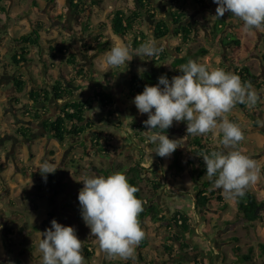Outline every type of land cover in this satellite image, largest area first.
I'll return each mask as SVG.
<instances>
[{"label":"crops","instance_id":"1","mask_svg":"<svg viewBox=\"0 0 264 264\" xmlns=\"http://www.w3.org/2000/svg\"><path fill=\"white\" fill-rule=\"evenodd\" d=\"M58 1L59 0H47L45 7L43 6L40 11L41 16L38 14V2L42 4L43 0H36V8H38V13L31 12V14H25L26 11L20 9L19 0H3L0 3L5 7L4 11L0 10V27H4V31H2V33L0 34V52L3 49L10 51L11 48L14 49L15 53L16 51L19 53L22 47L29 48L28 54L21 58V62L18 67L13 64L12 60L11 62H5L3 59V55L5 53H0V75L2 76L0 79L3 80H0V119L5 120L7 118L13 117L17 119L18 124L15 127L14 134H16L18 128H26L24 133L28 137L22 138L18 141L24 142L28 153H31L32 151L35 152L38 145L36 143L37 140L44 138L43 135L46 131L44 130V126L41 121L60 113L64 104L69 101L68 99H55L52 96L45 104L46 110L42 108L44 106L43 104L35 105V109L41 108L43 111H48L47 114L42 117L43 120H37L35 118L32 119L29 115L33 112L29 111H33L32 109L34 108L32 107V104L34 103L30 98L33 92L41 91L44 88L52 89V85L56 81H60L63 83V85L67 86L72 93V97L78 100H90L95 92L104 91L111 94L114 99L113 110H115L116 112L115 116L118 115L119 117H121V119L124 116V119L129 120V118H131L130 115L132 114L131 109L134 112L137 111L133 101L127 100L125 95V93L127 92L126 89H128L127 87L129 78L132 73L139 74L142 70L147 69L149 66V56L143 55L139 57L133 56V58L129 62H127L126 65H121L119 67H108L103 62L105 53L114 46L112 39L115 41L119 38V43L123 42L130 48V44L133 42V39L136 36V31L138 29H141L145 32L149 31L148 38L149 40L151 39L153 22H150L142 12V14L140 15V20L136 19L133 29H131L127 33L126 37L118 35L112 31L111 19L113 15L117 12L129 13L134 8H137L136 0H103L100 5L92 6H90L91 0H85L86 6L84 7V11L82 12L80 10L78 11V7L77 5H75L77 3V0H65L66 10L63 13H61V11L57 9L55 10L54 4ZM190 1L191 0H189V2ZM30 3L32 4V0ZM201 3H203V0H200L199 3H192L193 8L191 9L190 7L182 5L181 0H148L149 5L147 7L152 9V11L157 15L158 19L164 21L168 25H171L173 16L181 15L184 16V20L186 23L192 25V28L194 30L191 34V40L188 41L187 44L183 43V39L181 36L174 37L171 34V37L169 35L167 38H162L157 42L155 41L156 44L160 43L161 41L163 47L167 50L166 56L171 57V60L167 62V66L166 64L161 65L162 68H164L167 72H170L172 70V59L173 57H176L178 55L176 51L180 50V52L184 54L187 46L192 47L195 40H197L202 34L204 35V37H210V31L212 27L214 26L215 22L220 19L216 18L215 16L210 17L211 20L213 18V21L209 24L207 22L208 19L204 17L208 16L210 11L208 10L202 12L200 8H202L201 6L209 5L210 2H205V4L203 3V5H201ZM101 11L102 13H105L104 17H102ZM9 17L13 18L15 21L13 26L11 23V18ZM229 19L232 20L231 24H225V28L223 29L220 37L217 40V42H219V44H221V46L223 47L225 55V51L229 52V50H231L233 46H224L221 43L222 40L224 39V37L230 35L236 36L238 38L237 32L240 29L239 26L243 24L242 21L238 19L236 20L235 18L233 19V15ZM34 31H37V34L39 36V41L36 46H28L20 41L21 36H27L29 35V33ZM110 31L112 32L110 33L112 38L105 34L109 33ZM128 35L132 36L131 40L128 39ZM262 38L264 37H261L260 35L258 40L260 41ZM106 41H108V43ZM64 46H67V49L62 48ZM69 53H75L77 58V65L79 68H81L82 75H85L84 80H80L81 77H76L73 66L67 65L65 63V59L67 58ZM13 55L14 54H12V57ZM256 55L259 56L258 59L260 58V61L263 62V56H261V54L258 52L256 53ZM138 67L140 68L139 73H137ZM16 77L17 79H22V81L25 83L24 91L20 95L15 93L14 81ZM10 89L12 90L11 92ZM8 91L10 92V95L6 94ZM98 108V103L92 99V102L88 105V108L86 110V120L92 119L95 122V128L90 132V134H88L89 138L93 137L96 134L106 137L105 134L107 133L103 128L104 124L101 123L105 121V118L114 120V115L111 118L108 115V117L100 118L98 111L101 113V110L100 108ZM2 128L3 125H0V132ZM2 137L0 135V139ZM47 138L50 139L48 133ZM106 139L110 140L107 137ZM8 142L9 141L5 140L3 146L5 147ZM51 142L52 141L50 139V143ZM86 148V146L83 148L77 146L75 149L86 150ZM113 148L114 147L110 145L108 146L107 150L112 151ZM146 148L147 150L150 149L148 147ZM71 149L72 146H69L68 149L64 150L68 152L71 151ZM50 154V160H54V157L57 154L56 149L54 154L52 152H50ZM119 155H121V153H119ZM119 155L117 154V156ZM14 156L17 157L16 152ZM148 156L152 157L153 154L151 156ZM11 157L9 155V158ZM28 157L29 161H31L32 156L28 155ZM69 158V160L73 163V159L75 158L74 149L71 151ZM76 158H78L80 161L82 159V157L79 156ZM87 158H89V161H92V153L87 155ZM159 159L160 157L158 155L156 156V159H151L152 161L144 160L141 159V157L136 156L135 159H133L134 161L132 163H140L145 168H148L144 172L145 175H147V177L150 179H154L152 175V177L150 176L152 169L154 170L155 168L158 170L156 171L157 175L155 177V180L159 181V183L161 184V188L153 202L157 203L160 206L163 213L167 217H170V215L175 212L188 215L191 225L190 230L185 233L179 232L182 240L187 243L188 246L183 250H178L177 247L179 245L173 244L172 246L177 248L174 249L173 256H168L165 252L163 253V256H158L157 253L162 254V243L164 241V238L169 234V231L167 232V229L170 230L167 226L168 223H153L149 218H145L140 223V226L145 233L144 239L145 241H147V245L142 248L141 243L139 244V246L136 248L134 261L116 259L112 260L113 264H183V262H191L192 264H196L197 261L199 262V264H209V262H213V260L215 261L214 264H225L224 262L226 261L224 258V250L222 248L224 242H220V240L216 237H210L208 239L207 237L203 236V238H200L202 236L201 230L203 229V227L196 225V219L198 217V213H200L204 208L195 207L196 194L191 195L188 192L181 190L180 188H170V185L166 184V178L161 175L159 169L156 167L161 166V162L159 161ZM11 161H13L15 166H29L28 163L24 164V160L22 158L20 160L17 159ZM65 163L66 161L61 164H56L55 162L52 163L56 166L58 165L59 173L62 177L60 178V182L65 183L63 190L59 193L66 192L68 190L67 179L65 176L69 172V170L71 172L72 169L68 166H65ZM156 163H158V165H156ZM6 164L8 165V163ZM112 166L115 167L114 172L110 171V168H112ZM120 167H129V165H122L120 161H118L117 157L113 156L110 159L108 167H94L93 171L97 176L107 177L115 172H120ZM151 167L153 168L151 169ZM76 169V172H79L83 169V166L79 165L78 163ZM82 177L83 176L76 177V181L79 185L73 188L71 192L78 193L83 188V184L80 183ZM50 191V194L52 196L53 190H51V182ZM168 197H170L171 200L168 202L169 205H166V199ZM53 198L55 200L56 196H54ZM184 204L188 205V213L182 210ZM205 210L209 211L210 209L205 208ZM213 212L218 213V211L216 210H213ZM55 219L57 223H59L58 217H56ZM62 225L64 226L65 222ZM5 228L6 227H3V231L5 230ZM208 230H210V228L208 229L205 227V229H203V232H209ZM161 236L163 238H161ZM212 240L213 244L211 245V247L210 243L212 242ZM176 251L178 252L177 255H175ZM230 260L234 261L236 260V257L232 255L230 257ZM105 262H109L106 256ZM112 262H109L108 264H111Z\"/></svg>","mask_w":264,"mask_h":264},{"label":"rangeland","instance_id":"2","mask_svg":"<svg viewBox=\"0 0 264 264\" xmlns=\"http://www.w3.org/2000/svg\"><path fill=\"white\" fill-rule=\"evenodd\" d=\"M30 2L31 0H19L20 9L25 10V14H31V12L38 13L39 8L38 14L41 16L40 11L43 6L45 7L47 0H43L42 4L38 2V8L34 7ZM205 2H210V4L207 6H201L202 8L200 9L202 12L208 10L210 11L208 16L204 17L208 19L207 22L210 24L213 21V18L211 20L210 17L216 15L215 9L217 5L213 3V0H203L204 4ZM192 3H194V0H191L190 2L189 0H181L182 5L190 7L191 9L193 8ZM203 3H201V5H203ZM54 6L55 10L57 9L61 11V13L66 10L65 0H59L54 4ZM101 15L104 17L105 13H102L101 11ZM234 18L236 20L238 19L233 15V19ZM14 22V19L11 18L12 26ZM231 22L232 20L228 19L225 24H231ZM242 26L243 24L239 26L240 29L237 32L238 38L236 36L230 35V38L239 39L241 46L235 50L232 48L229 50L228 48L229 52L225 51L226 55L224 54L223 47L221 44H219V42L215 41L210 44L208 42L209 37H204L202 34L197 40H195L192 47L194 49L206 47L209 49V53L204 57L196 59V62L203 63L210 69L217 67L227 68L230 66L229 70L231 73H233L234 69L232 65L249 66L252 72L263 81V85L260 89L255 87L254 89L257 93H262L264 103V62L260 61V58L258 59L259 56L256 55L257 52L262 54V56L264 55V38H262L260 41L258 40L260 35L261 37H264V30L256 31L254 34H248L243 32ZM110 33L112 32L110 31L109 33L105 34L112 38ZM128 39L131 40L132 36L128 35ZM112 41L115 46L119 43V38L115 41L112 39ZM0 53H5L3 55L5 62H11L12 54L15 52L14 49L10 48V51L3 49ZM166 57L167 56H165L161 62V65H168L167 62L171 60V57H167V59ZM225 57H229V61ZM233 61L234 64H231ZM139 72L140 68L138 67L137 73ZM11 91L12 90L10 89V92ZM126 91H128V89H126ZM8 92L6 94L10 95V92ZM246 108L249 110L244 112L240 104H237L236 107L228 114L227 118L229 121L231 117L235 118V123L238 124L243 131L245 139L238 145V148L245 155L255 159L261 167V179L255 185L251 186V190L260 199H264V107L261 109H256L255 107L250 108L246 106ZM136 112L135 114L132 113L130 115L131 118H129V120L124 119V116L121 119V117L118 115L114 116V120H110L109 118H105L108 117L106 116L105 112L100 113L98 111L100 118H105V121L101 123L104 124L103 128L107 133L105 135L112 141L111 142L108 140L109 142L106 145H103L106 147V149H108V146L110 145H112L114 148L112 151L107 150V152H104L105 154L101 155L96 152L95 149H93L92 145L89 143L90 141L88 136V138H84V143L87 147L86 150H78L75 149L76 147H72L71 151L74 149L75 155L73 163L69 160L71 151L67 152L64 150L68 149V142L58 143L55 139L50 138L52 141L50 143V139L47 138V132H45L43 135L44 138H41L36 142L38 144L37 150L35 152L32 151L31 153H28L24 142L18 141L23 137L14 134L15 127L18 124L17 119L14 117L7 118L5 120L0 119V125H3V128L0 132L1 137L3 136L2 144L5 142V140H10L8 144L6 143L7 145L5 144V147L3 145L0 147V257L4 258L3 262L0 264H41L42 256L38 251V243L41 238L39 232H43L45 229L51 227V218L48 216V213L51 211L54 212V217H58V222L61 225L65 222L66 226H70L75 229L77 238L83 242V246L89 245L91 247L88 248L91 253H93L91 258L86 257L82 249V254L85 257L86 264H108L109 262H112V260L109 259V262H105V254L100 251L96 239L91 237L90 229L82 220L81 208L78 202L79 192L73 193L71 191L73 188L79 185L76 181V177H84L86 175L97 176L94 173L93 168L108 167L110 159L113 156L117 157L118 161H120L122 165H129L128 163H132L136 156L150 161H152L153 158L156 159L157 155L155 154V149L157 145L151 143L148 136L145 135V132L148 129L145 127L144 130H140L138 128H131L129 126L131 121L135 119V116H138V120L142 123L147 119V114H140L139 112ZM172 127L173 130H171L166 136L171 140L178 141L177 147L182 152L180 156V164L182 169L177 170L175 167L171 166L174 158L173 153L168 157H160L159 161L161 162V166H156L158 163H156L154 166H156L159 169L161 175L166 178V184L170 185V188H180L181 190L194 195L199 191V184L195 183L191 179L189 173L190 166L187 163L188 158H193L190 155V142L194 136L187 134L186 122H173ZM136 131L140 134L139 137L135 134ZM207 135L210 136V139H212L221 148V151H227V149H223L221 147L219 142L220 137H215L212 134ZM16 139L17 141H14V143L11 141ZM146 147L150 148L151 152L147 150ZM55 149L57 154L55 155L54 160H50V152L54 154ZM15 152L17 153V157L14 156ZM86 153H92V161H89ZM119 153H121V155H119ZM117 154L119 156H117ZM152 154V157L148 156H151ZM9 155L10 157L12 156V159L9 158ZM28 155L32 156L31 161H29ZM78 156L82 157L81 161L76 158ZM21 158L24 160V164L28 163L29 166H15L13 161H11L17 159L20 160ZM44 161H48L50 164L53 162L56 164H61L66 161L64 165L72 169L71 172L69 170L65 176L67 179L68 190L66 192L58 193L55 200L53 198L52 202L48 174L46 176H42V174L39 172V164ZM6 163H8V165ZM78 163L79 165L83 166V169L79 172H76ZM152 168L153 167H151V169ZM154 170L158 171L155 168ZM55 172L59 173L58 165ZM151 175L152 174L150 173V176ZM59 176L62 178L60 173ZM141 186L144 188V190H147L146 183H142ZM170 200V197L166 199V205H169L168 202ZM225 201L228 203L227 209L222 210V204L213 201L208 206V209H210L209 211L203 209L200 213H198L196 225L203 227V229H205V227L208 229L210 228V230H208L209 232H203L202 229V236L198 237L203 238V236H205L208 239L210 237H216L220 240V242H224L222 248L224 250V258L226 261L224 262L225 264H239L237 260H230V257L232 255L234 256L232 248L233 245H239L243 253H246L247 249L252 247L253 252L250 261L252 260L254 264H264V257L260 255V249L258 248V244L264 242V218L254 222L253 224L243 222L242 220H236L235 201L226 198ZM216 208H220L221 210L218 211V213H214L213 210ZM182 210L188 213V205L184 204ZM225 221H228L229 224H226ZM3 227L11 228L12 233L6 234L5 230L3 231ZM33 227H37L39 229L34 230ZM168 231L169 230L167 229V232ZM161 238L163 237L161 236ZM234 238L238 240L234 241ZM212 244L213 240L210 243V246ZM30 246H34L33 253L37 256V260H34L31 256V253L26 251ZM161 253L162 254L157 253V255L163 256V249ZM177 253L178 252L176 251L175 255H177ZM214 262L215 261L213 260V262H209V264H214ZM111 264H113V262ZM183 264L192 263L183 262ZM240 264H243V261H241ZM244 264L252 263L250 262Z\"/></svg>","mask_w":264,"mask_h":264},{"label":"clouds","instance_id":"3","mask_svg":"<svg viewBox=\"0 0 264 264\" xmlns=\"http://www.w3.org/2000/svg\"><path fill=\"white\" fill-rule=\"evenodd\" d=\"M213 3L217 5L216 18L231 13L243 22V32L254 34L264 30V0H213ZM161 50L153 39L141 43L134 53L121 42L105 53L103 62L108 67H119L133 56H154ZM179 73L170 81L162 75L156 86L146 85L134 97L137 111L147 114L143 122L148 129L145 135L157 145L155 154L162 158L178 148V141L164 134L173 122H186V132L191 136L222 137L220 145L227 151L201 153L206 175L209 180L215 177L214 187L222 189L226 199L243 198L247 189L261 179V167L238 148L245 139L243 131L227 117L237 104L255 107L260 99L258 93L251 82H242L238 75L219 67L210 69L192 59L180 65ZM56 170L57 166L48 161L39 164L42 176ZM80 183L83 184L78 193L81 217L100 251L109 260L134 261L136 248L145 237L139 221L143 201L135 195L139 189L122 172L107 177L86 175ZM50 223V228L39 232L41 264H86L83 242L77 238L75 229L54 219Z\"/></svg>","mask_w":264,"mask_h":264},{"label":"trees","instance_id":"4","mask_svg":"<svg viewBox=\"0 0 264 264\" xmlns=\"http://www.w3.org/2000/svg\"><path fill=\"white\" fill-rule=\"evenodd\" d=\"M3 0H0V3ZM103 0H91V5H100ZM195 3L200 2V0H194ZM202 2V1H201ZM137 8H134L129 13L124 12H117L113 15L111 19V28L112 31L118 35H121L123 37L127 36V33L133 29L134 23L136 22V19L140 20V15L143 13L146 18L153 22L152 25V37L151 39H161L168 37L171 33L172 36L178 37L181 36L183 39V43L187 44L188 41L191 39V34L193 33L192 25L189 23H186L184 20V16L176 15L173 16V19L171 21V25L166 24L164 21L157 18V15L152 11L151 8H148V0H136ZM32 5L34 7L37 6L36 0H32ZM78 7V11L81 12L84 11V7L86 6L85 0H77V3L75 4ZM89 7V5H88ZM0 10L4 11L5 7L0 4ZM152 11V12H151ZM142 12V13H141ZM232 17L231 13H226L224 17L217 20L212 27L210 31V37L208 38V42L212 44L213 42L217 41L220 37L223 29L225 28V22ZM4 31V27H0V34ZM149 31H143L141 29H138L136 31V36L133 39V42L130 44V49L135 50L137 49L141 43H144L149 40ZM20 41L23 44H26L28 46H36L39 41V36L37 34V31L29 33L27 36H21ZM108 43V41H106ZM224 46H233V50L236 48H239L241 46V42L239 39H233L230 38V36L224 37V39L221 42ZM156 47L159 49H162L158 55L149 56L148 63L149 66L147 69L142 70L139 74L132 73L129 78L128 83V91L125 93L126 99L133 101L134 97L140 93L143 92L144 87L147 86H156L158 84V78L163 76H166L169 81L172 77L179 75V67L182 64H186L189 59L195 60L199 59L201 57L206 56L209 53V49L206 47H199L197 49H194L191 46H187L185 53L182 54L180 50H177V56L173 57L171 62V68L172 70L170 72H167L164 68L161 66V62L167 55V50L163 47L162 42L156 44ZM62 48H66L67 46H64ZM28 47H22L20 52L14 53L12 57L13 64H15L16 67L19 66L21 62V58L28 54ZM262 56V54H261ZM229 61V57H225ZM231 59V58H230ZM264 62V55L262 57ZM65 63L67 65L73 66L75 70L76 77H81L80 80L85 79V75H82L81 68L77 65V58L75 53H69L67 58L65 59ZM234 64V61L231 62V64ZM225 65V64H224ZM233 73L238 75L241 78L242 82H251L253 87L260 89L263 85V81L258 78L257 75H255L251 68L247 65H232ZM222 68V67H219ZM226 72H230L229 67L222 68ZM24 82L22 79H15L14 85H15V93L20 95L24 91ZM161 87H163L161 85ZM258 95L260 97L259 101L255 105L256 109H261L264 107L263 103V95L261 92H258ZM54 97L55 99H62L69 101L64 104L62 107L60 113L53 117H49L47 119L43 120V116L47 114L48 111L46 110L45 104L49 101L51 97ZM34 104H32V107H34L29 112L30 117L32 119L37 120H43L41 121L44 130L49 134V138L57 140L59 143L68 142L69 146L72 147H85L84 138H88V134L95 128V122L92 119L86 120V110L88 108V105L92 102V99L95 100L98 103V106L101 110V112H105L106 116H110V118L115 114V110H113V103L114 99L111 96V94L106 93L104 91H97L93 94L92 98L90 100H78L72 97V93L70 89L63 85L62 82L56 81L52 85V89L44 88L41 91H35L32 93L30 97ZM73 98V99H72ZM36 104H43L42 107L45 109L44 111L40 109H35ZM241 108L244 112H247L249 109L246 108L245 104H240ZM132 113L135 114V112L131 109ZM113 116V117H114ZM130 123L131 128H138L140 130L145 129V125L139 121L138 116L134 117ZM86 120V121H85ZM147 120V119H146ZM230 121L235 123V118H230ZM84 122V123H83ZM26 130L25 127H21L17 129L16 134L20 135L23 138L28 137L24 131ZM173 130V127L165 130L164 134L168 135L169 132ZM158 131V130H153ZM135 134L139 137V133L137 131ZM222 137H220L221 139ZM104 140V141H103ZM90 144L92 145L93 149H95L96 152L99 154H105L104 152H107V149L104 145H106L109 141L106 139L105 136L101 135H94L93 137L89 138ZM142 141V140H141ZM104 144V145H103ZM190 155L193 158H188L187 163L190 166V176L191 179L199 184V191L196 193V200H195V207L196 208H208L211 202L215 201L217 203L222 204V210L227 209L228 203L225 201V197L223 194L222 189H217L214 187L213 180H209V178L206 175V169L205 165L202 160L201 153H210L213 150H219L221 151V148L212 140L210 139V136H194L190 142ZM89 155L88 153H86ZM182 152L179 148H177L174 152V158L172 162V167H175L177 170H181L182 166L180 164V156ZM74 162V161H73ZM129 164V163H128ZM111 172L115 171V167L112 166L110 168ZM148 168H145L140 163H130L129 167H120L119 171L124 173L128 179V182L139 189V191L135 194L138 199H141L143 201V212L139 216L140 223L145 219L149 218L151 222L153 223H168L169 227V234L164 238V241L162 243V247L164 252L168 256H173L175 247L172 246L173 244H178L177 247L178 250H183L188 246L187 243H185L179 232H188L190 230V222L188 215L180 214L178 212H175L170 215V217H167L160 206L153 202V200L156 198L160 188L161 184L159 181L155 180V175L157 174L155 170L152 169L151 174L153 175L154 179H150L145 175V170ZM110 172V173H111ZM109 174V173H107ZM48 179L51 182V190H53V195L51 196V202L53 201V197L56 196L60 191L63 190L65 183L60 182V176L58 172H54L52 174H48ZM142 182L146 183L147 190H144V188L140 185ZM236 204V212H235V219L236 220H242L243 222L253 224L256 221L262 220L264 218V199H260L252 190L251 187L247 189L245 195L243 198H238L237 200H234ZM220 208H216V211H220ZM48 216L53 220H56L54 217V212L51 211L48 213ZM226 224H229L228 221H225ZM66 226V225H64ZM34 230H37L39 228L33 227ZM6 234H11L12 230L11 228L5 229ZM234 241H237L238 239L234 238ZM147 245V241L143 239L141 242V247H145ZM91 248L89 245L83 246V252L85 253L86 257L91 258L93 253L88 249ZM258 248L260 249V255L264 257V242H261L258 244ZM34 246H30L26 251L28 253H31V256L34 260H37V256L33 253ZM253 248L249 247L247 249V252L243 253L242 249L239 245H235L233 247V253L236 257V260L238 263L243 261L244 263H252V260L250 261L252 257ZM4 258L0 257V263H2ZM250 261V262H248ZM181 264V263H178ZM196 264H199L197 261Z\"/></svg>","mask_w":264,"mask_h":264},{"label":"flooded vegetation","instance_id":"5","mask_svg":"<svg viewBox=\"0 0 264 264\" xmlns=\"http://www.w3.org/2000/svg\"><path fill=\"white\" fill-rule=\"evenodd\" d=\"M1 77H2V76L0 75V78H1ZM15 79H17V77H16ZM0 80H2V79H0ZM2 81H3V80H2ZM2 81H1V82H2ZM133 117H134V116H133ZM135 117H136V116H135ZM2 141H3V138L0 139V147H1L2 145H4V143H5V142H4V143L2 144ZM9 141H10V140H9ZM11 141H13V143H14V141H17V140H11Z\"/></svg>","mask_w":264,"mask_h":264},{"label":"water","instance_id":"6","mask_svg":"<svg viewBox=\"0 0 264 264\" xmlns=\"http://www.w3.org/2000/svg\"><path fill=\"white\" fill-rule=\"evenodd\" d=\"M162 39V38H161ZM161 39H157V40H155L156 42L158 41V40H161ZM182 233V232H181Z\"/></svg>","mask_w":264,"mask_h":264}]
</instances>
